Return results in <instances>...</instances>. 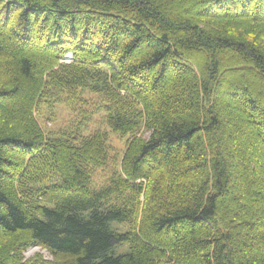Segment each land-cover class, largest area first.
<instances>
[{"label": "trees", "instance_id": "obj_1", "mask_svg": "<svg viewBox=\"0 0 264 264\" xmlns=\"http://www.w3.org/2000/svg\"><path fill=\"white\" fill-rule=\"evenodd\" d=\"M1 61L0 264H264V0H0ZM85 93L126 138L100 189ZM48 98L73 141L44 135Z\"/></svg>", "mask_w": 264, "mask_h": 264}, {"label": "rangeland", "instance_id": "obj_2", "mask_svg": "<svg viewBox=\"0 0 264 264\" xmlns=\"http://www.w3.org/2000/svg\"><path fill=\"white\" fill-rule=\"evenodd\" d=\"M172 21V20H171ZM202 52V51H200ZM195 55H197L195 53ZM230 56V55H229ZM70 56H67L64 62L69 61ZM0 64L4 66V63L1 61ZM4 69V68H3ZM247 78V76H244ZM7 78L4 76L2 69L0 68V85L4 83ZM248 79L252 83L253 86L259 85V83L264 84V79H262L259 75L252 72L251 75L248 76ZM221 85V84H220ZM219 89L221 87L219 86ZM222 96V95H221ZM84 98L88 101V104L84 106V109L89 111L87 114V118L89 119L87 131L84 132L82 136L87 137L94 131L102 130L108 133V144H109V163L108 166L104 169H95L91 174V185L93 189H100L105 187L108 182L115 177L116 172H119V168H117V161L124 151L126 138L119 137L108 132L106 128H104L100 124V119L102 113L98 110L92 109L99 103L98 97L91 96L90 94L85 93L83 95ZM264 107V105H261ZM232 107H224V110L227 112L231 110ZM237 109V108H235ZM80 113H75L71 107H68L64 103H60L57 99L48 98L46 102L41 103L35 112L36 119L39 122V126L41 127L43 133L48 138L59 139L63 138L65 140L73 141V139L77 138V132H81L82 128L78 127L77 122L80 120ZM243 118L247 120L253 132L258 133V129L252 125L251 120L248 117V114L243 113ZM227 125V124H226ZM147 135V134H146ZM232 140V138L230 137ZM231 152L223 154V158L226 161L231 162L232 158L230 157ZM264 167V164H261ZM264 178V174L261 175ZM236 178L233 182H236ZM232 195V190H228ZM31 201H34L31 198ZM142 201V198L140 199ZM116 229L120 232L126 231L125 226H118ZM1 244V243H0ZM127 249V248H126ZM125 247H120L117 250L115 249V254L124 253ZM22 256L27 260L28 264H45V261H49L51 258L49 255L39 247L31 246L27 248Z\"/></svg>", "mask_w": 264, "mask_h": 264}]
</instances>
